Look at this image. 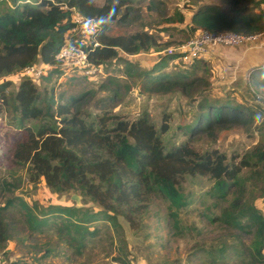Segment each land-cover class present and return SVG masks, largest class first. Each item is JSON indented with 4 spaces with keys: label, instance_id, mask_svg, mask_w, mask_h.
<instances>
[{
    "label": "rangeland",
    "instance_id": "rangeland-1",
    "mask_svg": "<svg viewBox=\"0 0 264 264\" xmlns=\"http://www.w3.org/2000/svg\"><path fill=\"white\" fill-rule=\"evenodd\" d=\"M192 2L128 0L120 7L121 12L126 11L125 20L108 22L107 33L145 30L155 37L160 50L148 48L135 54L118 51V57L104 60L100 73L92 78L65 72L59 65L58 72L48 73L47 69L34 83L39 97L52 96L54 100L63 101L70 94L83 93L80 111L87 120L103 111L126 119L145 113L155 127L161 122L166 124L167 129L160 133L166 148L188 139L199 151L214 148L222 152L226 162L247 158L264 142V109L251 107L255 114L248 124L217 128L212 136L200 133L188 137V125L203 111L200 103L205 99L213 102L216 98H227L243 108L250 107V101L239 97L235 89L219 91L220 83L211 79L208 63L191 68L190 62L175 57L160 69L169 74L191 71L186 80L196 75L206 81L196 82L187 93L177 88L169 91L147 88L144 71H149L168 47L179 46L193 34L184 27V21L196 4L217 3L227 11L264 13V0ZM5 3L9 4V0ZM177 12L183 15V21L173 19ZM12 73L0 77V80H10L5 90L6 103L0 105V205L11 199L3 209L8 238L0 246V264L15 258L30 264H255L249 252L252 234L238 228H254L253 222L247 219V210L251 207L264 216V172L257 165L241 167L239 180L227 179L224 191L217 190L216 180L210 175L184 176L178 184L184 200L182 205L174 209L167 198L151 193L136 215L134 225H129L120 214L111 219L96 215L95 212L101 213V206L89 196L77 189L53 191L42 177L30 182L25 164L10 163L3 156L4 138L17 136L19 132L12 95L22 77L11 76ZM249 85L248 82V91L253 87ZM233 91L237 93L234 95ZM258 104L264 108L263 103ZM36 123V119L25 122L31 127ZM72 194L78 196V202L71 198ZM235 198L243 211L236 214L230 210L232 218L227 212ZM20 200L30 209L33 218L46 217L47 223L30 229ZM60 206L75 208L74 220L87 217L86 226L93 232L85 234L81 244L69 242L64 231L59 232V217L51 214Z\"/></svg>",
    "mask_w": 264,
    "mask_h": 264
},
{
    "label": "trees",
    "instance_id": "trees-1",
    "mask_svg": "<svg viewBox=\"0 0 264 264\" xmlns=\"http://www.w3.org/2000/svg\"><path fill=\"white\" fill-rule=\"evenodd\" d=\"M221 1L236 3V0ZM127 2L9 0L6 4L5 0H0V77L34 62L49 64L48 73L58 72L55 54L71 26L70 7L100 24L96 34L98 45L89 47L87 53L94 63L116 58L118 51L135 54L148 48L160 50L155 37L145 30L107 33L108 22L125 20L126 11L121 12L120 7ZM173 19L181 22L183 15L177 12ZM184 27L192 33L199 28L256 33L264 27V13L227 11L217 3H199L184 21ZM177 56V52H164L149 71H144L148 89L169 91L177 88L187 93L196 82L206 83L196 75L186 80L191 71L169 74L160 70ZM198 64L205 65L206 61L197 58L189 63L191 68ZM247 77L250 85L264 95V66L250 68ZM9 85V79L0 80V105L6 103L5 90ZM83 96V93L70 94L63 101L54 100L52 96L41 98L35 84L28 78H21L12 95L19 132L17 136L4 138L2 154L10 163L25 164L30 182L42 177L53 191L77 189L89 196L101 206V213L95 212L96 215L111 219L120 214L129 225H134L136 215L151 193L157 192L167 198L174 209L182 205L184 200L178 184L184 176L210 175L216 180L217 190L224 191L227 179L239 180L243 166L257 165L264 172V142L247 158L235 163L226 162L225 154L214 148L197 150L188 139L166 148L160 136L167 129L164 122L155 127L145 113L126 119L106 111L87 120L80 111ZM200 104L203 111H199L195 122L188 125V137L200 133L212 136L217 128L248 124L255 114L251 107L264 109L256 102H249L250 107L243 108L227 98H216L213 102L205 99ZM30 119L37 120L35 127L25 124ZM10 202L11 199H7L0 205V246L8 238L3 209ZM19 204L30 229L47 223L46 217L33 218L22 200ZM231 207L227 212L230 217V210L236 214L243 211L236 198ZM76 211L60 206L51 215L59 217L61 226L57 228L59 232L64 231L66 240L81 244L84 235L93 231L86 226L87 217L73 219ZM247 212V219L253 222L254 228L238 229L251 232L250 256L255 264H261L264 261V216L252 207ZM5 264L30 263L15 258Z\"/></svg>",
    "mask_w": 264,
    "mask_h": 264
},
{
    "label": "built area",
    "instance_id": "built-area-1",
    "mask_svg": "<svg viewBox=\"0 0 264 264\" xmlns=\"http://www.w3.org/2000/svg\"><path fill=\"white\" fill-rule=\"evenodd\" d=\"M71 26L64 34L63 42L59 46L55 59L60 69L65 72L78 74L82 77L92 78L101 71V63H94L88 57V48L98 45L96 34L100 24L93 17H88L70 7ZM264 33V29L256 33H241L229 30L197 29L187 40L175 47H168L167 52H177L178 58L184 62L202 58L217 45L236 46L244 42L260 45L257 39ZM178 49V50H175ZM264 66V63H262ZM50 68L47 63L34 62L14 71L11 76L28 78L33 83ZM5 78V76H4ZM250 87V85H249ZM253 101L264 104V95L250 87Z\"/></svg>",
    "mask_w": 264,
    "mask_h": 264
},
{
    "label": "crops",
    "instance_id": "crops-1",
    "mask_svg": "<svg viewBox=\"0 0 264 264\" xmlns=\"http://www.w3.org/2000/svg\"><path fill=\"white\" fill-rule=\"evenodd\" d=\"M257 41L261 44L244 42L236 46L217 45L202 57L210 67L211 79L220 83L219 91L235 89L238 93L233 91L234 95L237 93L242 99L254 102L246 86L247 76L250 68L264 63V34Z\"/></svg>",
    "mask_w": 264,
    "mask_h": 264
},
{
    "label": "water",
    "instance_id": "water-1",
    "mask_svg": "<svg viewBox=\"0 0 264 264\" xmlns=\"http://www.w3.org/2000/svg\"><path fill=\"white\" fill-rule=\"evenodd\" d=\"M71 198L74 199L75 202H78V196H76L75 194H72Z\"/></svg>",
    "mask_w": 264,
    "mask_h": 264
}]
</instances>
